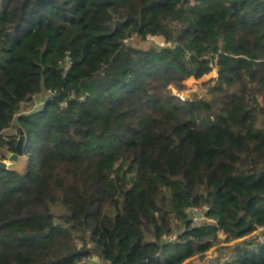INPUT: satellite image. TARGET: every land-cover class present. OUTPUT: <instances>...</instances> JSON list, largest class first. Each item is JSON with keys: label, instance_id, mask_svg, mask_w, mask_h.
<instances>
[{"label": "trees", "instance_id": "trees-1", "mask_svg": "<svg viewBox=\"0 0 264 264\" xmlns=\"http://www.w3.org/2000/svg\"><path fill=\"white\" fill-rule=\"evenodd\" d=\"M13 127L0 264H264V0H0L8 154Z\"/></svg>", "mask_w": 264, "mask_h": 264}, {"label": "rangeland", "instance_id": "rangeland-1", "mask_svg": "<svg viewBox=\"0 0 264 264\" xmlns=\"http://www.w3.org/2000/svg\"><path fill=\"white\" fill-rule=\"evenodd\" d=\"M134 43L138 44V39H133ZM158 43V39H148L143 45H149V44H156ZM219 77H215L214 73L211 72L208 75H205L203 78L196 80L194 78H189L187 80H185L184 84L186 85V88L184 89V91L179 92V94L181 96H183L185 101L189 98H202L205 96L206 99H209L210 96L208 95L209 90L213 87V85L217 82V79ZM176 91H174L175 93ZM47 99V94L46 93H42L39 96H36L33 98V100L29 103H26L23 107L24 110H37L40 109L43 106V102L44 100ZM181 100V99H180ZM11 130V129H10ZM12 131L15 132L14 134H18V127H13ZM3 154H7L5 151L0 150ZM31 154V153H30ZM7 158V157H6ZM22 161V160H21ZM24 162V160L22 161ZM21 162V165H22ZM25 164V162H24ZM24 164L21 167H24ZM221 241H224V238L221 236L220 237ZM224 243L222 242V244H220L219 246L223 245ZM215 249L216 246L213 247L208 253L207 255L209 256L208 258L214 257L215 254ZM195 262L197 264H199V260L195 259Z\"/></svg>", "mask_w": 264, "mask_h": 264}, {"label": "water", "instance_id": "water-1", "mask_svg": "<svg viewBox=\"0 0 264 264\" xmlns=\"http://www.w3.org/2000/svg\"><path fill=\"white\" fill-rule=\"evenodd\" d=\"M19 138L16 143L15 152L9 154L5 160H0V169L8 170L12 168H17L18 163L21 160H26V137L22 130H19Z\"/></svg>", "mask_w": 264, "mask_h": 264}, {"label": "built area", "instance_id": "built-area-1", "mask_svg": "<svg viewBox=\"0 0 264 264\" xmlns=\"http://www.w3.org/2000/svg\"><path fill=\"white\" fill-rule=\"evenodd\" d=\"M210 66L212 67V71L215 75V77H219V66L216 62V60L214 62H212L210 64ZM176 96L179 97L181 100H184L183 96H181L179 93H176ZM1 160V159H0ZM208 211V207H204V208H199V207H193L190 208L188 210V213L191 217V224L193 226H198L199 224H201L204 219H205V214ZM261 231V230H260ZM260 231L256 232L259 233ZM262 236L259 238L261 241H264V232L261 231ZM223 237L225 239V235L220 234V237Z\"/></svg>", "mask_w": 264, "mask_h": 264}, {"label": "crops", "instance_id": "crops-1", "mask_svg": "<svg viewBox=\"0 0 264 264\" xmlns=\"http://www.w3.org/2000/svg\"><path fill=\"white\" fill-rule=\"evenodd\" d=\"M14 133H15V132H13L12 129H11V130L9 129V130L5 131V134H6V135H14ZM16 134H17V133H16ZM8 156H9V154L7 153V154H6V157H8ZM22 161H23V160H22ZM22 161H20V162L18 163L17 169H19V170H22L23 167H21V166L24 164V162H25L26 160H24V162H22ZM21 162H22V165H21Z\"/></svg>", "mask_w": 264, "mask_h": 264}]
</instances>
